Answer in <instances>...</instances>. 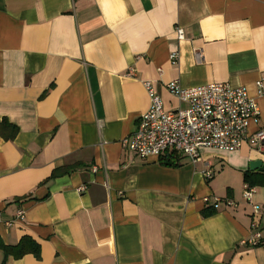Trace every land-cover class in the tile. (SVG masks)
<instances>
[{"label": "crops", "instance_id": "obj_1", "mask_svg": "<svg viewBox=\"0 0 264 264\" xmlns=\"http://www.w3.org/2000/svg\"><path fill=\"white\" fill-rule=\"evenodd\" d=\"M145 80L166 110L185 106L173 80L245 86L259 107L248 131L264 128V0H0V239L37 246L0 250V264H264V185L257 215L243 197L264 150L247 138L194 162L131 153ZM256 230L260 244L241 243Z\"/></svg>", "mask_w": 264, "mask_h": 264}, {"label": "built area", "instance_id": "obj_2", "mask_svg": "<svg viewBox=\"0 0 264 264\" xmlns=\"http://www.w3.org/2000/svg\"><path fill=\"white\" fill-rule=\"evenodd\" d=\"M179 39L184 37L181 27L176 28ZM197 62L202 60L200 49L194 50ZM172 64L179 60V53L172 52L169 56ZM129 73L134 74L133 69ZM150 99L148 109L143 112L137 122L130 139H124L122 146L131 153L141 157L161 156L169 151H175L191 162L198 160L202 148H214L232 151L242 146L249 138L260 150H264V128L258 127L249 133V123H259V107L249 95L245 86H233L226 82H211L198 86L184 88L177 80L169 82L168 90L185 103L182 108L166 110L162 99L156 92L151 80L143 81ZM96 170V168H93ZM206 180L212 178L213 171L207 168L203 171ZM84 191L85 186L78 188ZM254 189L244 185L243 197L251 205L252 214L257 215L260 206L253 201ZM205 203L214 210L221 205L236 206L232 198L214 197ZM209 206V205H208ZM24 210L18 209L14 218L6 220L8 226L15 221L23 220ZM0 222L2 216L0 212ZM255 229L257 223L252 221ZM262 241L261 233L256 230L242 244L256 246Z\"/></svg>", "mask_w": 264, "mask_h": 264}, {"label": "trees", "instance_id": "obj_3", "mask_svg": "<svg viewBox=\"0 0 264 264\" xmlns=\"http://www.w3.org/2000/svg\"><path fill=\"white\" fill-rule=\"evenodd\" d=\"M179 156L180 155L175 151H169L161 155L160 158L165 164H171L172 162H176L179 159ZM243 182L251 187H254L257 184L264 185V171H260L257 175L252 174V172H245L243 175ZM212 213L213 210H210V207L202 211L204 216ZM28 242L30 243L20 241L16 245H7L0 239V250L4 251L6 256L13 255L15 257L21 256L30 250L36 251L37 246L33 243V241L30 240Z\"/></svg>", "mask_w": 264, "mask_h": 264}, {"label": "water", "instance_id": "obj_4", "mask_svg": "<svg viewBox=\"0 0 264 264\" xmlns=\"http://www.w3.org/2000/svg\"><path fill=\"white\" fill-rule=\"evenodd\" d=\"M250 169H259V170H264V164L261 163V161H253L250 163Z\"/></svg>", "mask_w": 264, "mask_h": 264}]
</instances>
